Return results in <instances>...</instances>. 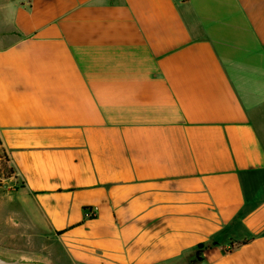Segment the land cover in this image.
Segmentation results:
<instances>
[{
    "label": "crops",
    "instance_id": "0c3cea01",
    "mask_svg": "<svg viewBox=\"0 0 264 264\" xmlns=\"http://www.w3.org/2000/svg\"><path fill=\"white\" fill-rule=\"evenodd\" d=\"M0 146L7 257L264 264V0H0Z\"/></svg>",
    "mask_w": 264,
    "mask_h": 264
},
{
    "label": "rangeland",
    "instance_id": "374dc122",
    "mask_svg": "<svg viewBox=\"0 0 264 264\" xmlns=\"http://www.w3.org/2000/svg\"><path fill=\"white\" fill-rule=\"evenodd\" d=\"M11 174L12 173L8 165V157L0 146V187L2 186L4 180L11 177ZM3 251L5 250H0L1 255H3L2 254Z\"/></svg>",
    "mask_w": 264,
    "mask_h": 264
},
{
    "label": "water",
    "instance_id": "95a60500",
    "mask_svg": "<svg viewBox=\"0 0 264 264\" xmlns=\"http://www.w3.org/2000/svg\"><path fill=\"white\" fill-rule=\"evenodd\" d=\"M0 264H36V262L24 258H12L0 254Z\"/></svg>",
    "mask_w": 264,
    "mask_h": 264
},
{
    "label": "trees",
    "instance_id": "16d2710c",
    "mask_svg": "<svg viewBox=\"0 0 264 264\" xmlns=\"http://www.w3.org/2000/svg\"><path fill=\"white\" fill-rule=\"evenodd\" d=\"M12 173V172H11ZM242 245V243H240V244H238V246H241Z\"/></svg>",
    "mask_w": 264,
    "mask_h": 264
}]
</instances>
